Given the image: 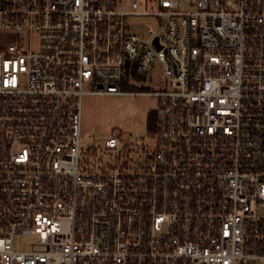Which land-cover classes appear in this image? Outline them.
<instances>
[{"label":"built area","instance_id":"2783aa9c","mask_svg":"<svg viewBox=\"0 0 264 264\" xmlns=\"http://www.w3.org/2000/svg\"><path fill=\"white\" fill-rule=\"evenodd\" d=\"M135 73L155 148L84 147ZM0 264H264V0H0Z\"/></svg>","mask_w":264,"mask_h":264},{"label":"rangeland","instance_id":"374dc122","mask_svg":"<svg viewBox=\"0 0 264 264\" xmlns=\"http://www.w3.org/2000/svg\"><path fill=\"white\" fill-rule=\"evenodd\" d=\"M137 21L138 19L132 20V24H137ZM147 23L141 21V28ZM131 86L133 88L126 89V91L138 95H87L83 98L84 147L93 143L104 145L108 139L122 133L121 145L138 142L148 144L150 149L155 148V139L151 135L147 138L146 126L150 118L156 116L157 98L151 94L163 89L160 76L156 74L142 77L132 82ZM138 138L143 140H138ZM29 242V240L18 238L16 246L17 248L25 247Z\"/></svg>","mask_w":264,"mask_h":264},{"label":"trees","instance_id":"16d2710c","mask_svg":"<svg viewBox=\"0 0 264 264\" xmlns=\"http://www.w3.org/2000/svg\"><path fill=\"white\" fill-rule=\"evenodd\" d=\"M134 77L138 80V79H140V78H142L141 76H138V75H136V73L134 74ZM128 80L126 79L122 84H121V87L123 88V89H131V88H133L131 85H129L128 83ZM148 126L150 127V128H152L153 130L155 129V127H156V116L154 117H152V118H150V120H149V123H148Z\"/></svg>","mask_w":264,"mask_h":264}]
</instances>
